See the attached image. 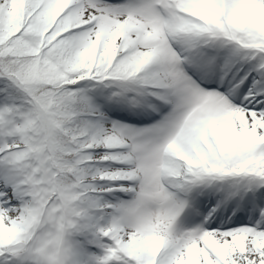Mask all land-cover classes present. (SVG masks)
I'll list each match as a JSON object with an SVG mask.
<instances>
[{
    "label": "snow or ice",
    "instance_id": "snow-or-ice-1",
    "mask_svg": "<svg viewBox=\"0 0 264 264\" xmlns=\"http://www.w3.org/2000/svg\"><path fill=\"white\" fill-rule=\"evenodd\" d=\"M0 264H264V0H0Z\"/></svg>",
    "mask_w": 264,
    "mask_h": 264
}]
</instances>
